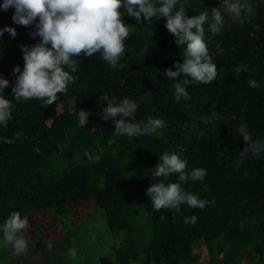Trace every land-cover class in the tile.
I'll list each match as a JSON object with an SVG mask.
<instances>
[{
  "label": "trees",
  "instance_id": "trees-1",
  "mask_svg": "<svg viewBox=\"0 0 264 264\" xmlns=\"http://www.w3.org/2000/svg\"><path fill=\"white\" fill-rule=\"evenodd\" d=\"M248 2L253 11L243 25L226 12L219 34L204 25L218 75L209 84L188 85L190 99L177 102L175 81L162 75L183 63L185 51L166 30V20L154 18L148 25L143 16L138 23L125 15L133 27L121 60L128 67L113 69L99 53L79 56L75 82L46 108L35 98L14 100L12 73L24 66L21 45L34 46L39 37L29 36L34 26L13 23L14 8L0 12V29L17 32L15 38L7 32L0 37V77L9 81L3 95L13 102L12 119L7 127L0 125V225L14 211L27 219L39 211L62 219L75 205L95 199V209L117 238L113 264H205L196 248L207 250L206 264H264V152L239 158L246 146L238 134L241 124L254 141L264 140V1ZM181 5L191 18L222 6V0H179L177 9ZM144 48L148 51L142 53ZM241 64L248 71L236 77L233 70ZM250 78L258 88L246 83ZM124 98L138 103L137 122L163 119L166 127L139 137L115 135L113 122L102 119L103 109L108 100ZM80 110L92 113L85 128L79 127ZM204 117L213 122L203 123ZM85 151L100 161L89 163ZM165 151L185 160L187 172L206 170L202 182L182 187L214 204L203 210L181 205L182 215L175 218L154 210L146 190L160 179L165 184L178 179V174L157 178L150 171ZM192 215L196 224L186 225L183 218ZM0 264H26L3 246L2 233Z\"/></svg>",
  "mask_w": 264,
  "mask_h": 264
},
{
  "label": "clouds",
  "instance_id": "clouds-1",
  "mask_svg": "<svg viewBox=\"0 0 264 264\" xmlns=\"http://www.w3.org/2000/svg\"><path fill=\"white\" fill-rule=\"evenodd\" d=\"M179 0H3L0 12H7L14 8L13 23L24 27L34 26L35 31L29 36L39 37L34 46L21 45L23 53V70L16 66L12 75L15 76V85L12 87L14 100L29 101L38 99L46 108L58 100V94H66L68 86L75 82L73 73L77 71L78 57L86 58L100 54L101 58L113 69H124L127 65L121 63L126 51V40L131 35L133 27L124 22V16L134 18L138 23L143 20L151 25L153 19L166 20L165 28L174 37L177 47L184 46L183 63L174 64L175 71L165 70L162 74L167 79L175 81L174 98L179 102L190 99L187 86L192 82L209 84L218 75L216 64L209 54L204 40L205 24L213 35L219 34L224 25V13L233 16L236 22L243 25L248 14L253 9L248 0H222V6L211 11H202L189 18L186 15L185 5L177 9ZM209 13L210 17L209 18ZM38 21V22H37ZM7 32L15 38L14 28L0 29V37ZM148 49L141 50L142 53ZM67 69V70H66ZM236 77L248 71L247 64H241L233 70ZM183 74L182 79H178ZM246 83L252 88H258L255 79H248ZM9 87V81L0 77V125L7 127L13 116V102L3 95ZM149 92L147 95H151ZM142 97L141 99H143ZM138 103L130 98L119 102L107 101L103 109L102 119L111 120L115 126L114 134L118 136L139 137L151 135L158 129L166 127L163 119L149 118L146 123L136 121L135 113ZM92 113L80 110L77 113L79 127L85 128ZM203 123H212L211 117H204ZM238 134L243 138L245 147L240 151L239 158L252 153L259 156L264 152V140H253L246 124H241ZM98 150L99 145L97 146ZM39 151V149H36ZM89 163H98L99 155L85 151ZM159 163L150 171L157 178H168L178 174L176 182L165 184L164 179L152 184L146 195L151 198L155 211L165 210L181 214V205L189 208L205 209L215 201L200 199L182 184L188 181H203L206 170L193 168L187 172V162L176 153L165 151L159 157ZM240 160H237L239 163ZM161 220L165 217L161 216ZM197 216H186L183 222L192 226L197 222ZM29 228L27 218H22L19 212H12L0 225L2 242L5 248H10L17 256L28 252L26 231ZM202 246L203 238L198 241ZM53 245L48 244L51 250ZM69 258L77 256V250L70 248L67 251Z\"/></svg>",
  "mask_w": 264,
  "mask_h": 264
},
{
  "label": "rangeland",
  "instance_id": "rangeland-1",
  "mask_svg": "<svg viewBox=\"0 0 264 264\" xmlns=\"http://www.w3.org/2000/svg\"><path fill=\"white\" fill-rule=\"evenodd\" d=\"M95 204V199L83 201L67 210L62 219L49 212L33 214L28 218L29 228L25 235L27 237L37 230L36 236L27 239L26 254L15 256L23 258L26 264H113V245L117 238L110 232L100 210L95 209ZM49 243L53 245L51 250ZM70 248L77 250L75 258L67 256ZM196 252L200 254L202 263L209 261L206 249L196 248Z\"/></svg>",
  "mask_w": 264,
  "mask_h": 264
}]
</instances>
